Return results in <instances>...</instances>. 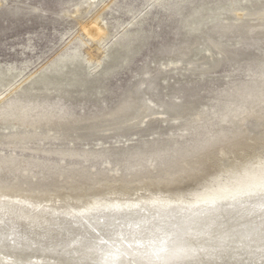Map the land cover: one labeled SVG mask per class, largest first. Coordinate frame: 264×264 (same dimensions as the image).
<instances>
[{
	"label": "rangeland",
	"instance_id": "374dc122",
	"mask_svg": "<svg viewBox=\"0 0 264 264\" xmlns=\"http://www.w3.org/2000/svg\"><path fill=\"white\" fill-rule=\"evenodd\" d=\"M258 10H264V0H0V97L16 88L0 103L8 126L0 122V187L89 192L118 179L135 190L238 136L260 139L264 27L255 24L263 21L245 16L239 20L245 26H236L237 13ZM97 17L102 46L87 35ZM191 44L196 72L186 61L171 63L174 53ZM75 53L79 64L71 65ZM86 57L93 63L84 62ZM64 60L67 68L58 78ZM137 86L144 92L139 96L164 108L191 104L180 128L172 124V114H166L167 123L156 114L148 127L117 133L106 124L89 135L90 119L114 110ZM22 112L29 120L46 113L89 120L60 142L38 137L20 144L7 135L32 130L12 129Z\"/></svg>",
	"mask_w": 264,
	"mask_h": 264
},
{
	"label": "bare ground",
	"instance_id": "6f19581e",
	"mask_svg": "<svg viewBox=\"0 0 264 264\" xmlns=\"http://www.w3.org/2000/svg\"><path fill=\"white\" fill-rule=\"evenodd\" d=\"M237 16L238 27L245 26L239 23L245 16L263 21L255 25L264 27V10ZM91 26L88 40L102 46L100 18ZM192 44L174 53L171 63L186 61L196 72L189 58ZM83 61L93 63L91 57ZM76 63L75 53L70 64ZM66 66L64 60L56 77L64 76ZM15 89L3 92L0 103ZM141 89L137 86L114 110L91 118L89 135H97L106 124L117 133L147 126L156 114L162 123L172 114V124L180 128L182 114L192 105L172 103L164 108L139 96ZM156 107L162 110L157 113ZM88 120L71 122L48 113L29 120L22 112L12 120V129L19 125L32 130L7 136L20 144L38 137L60 142ZM0 122L8 129L5 117L0 116ZM48 152L75 155L69 150ZM242 153L250 158L243 159ZM226 159L232 164L224 166ZM167 175L138 184L135 190L118 179L89 192L0 187V264H264V133L260 139L238 136L180 163Z\"/></svg>",
	"mask_w": 264,
	"mask_h": 264
}]
</instances>
